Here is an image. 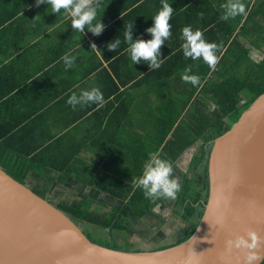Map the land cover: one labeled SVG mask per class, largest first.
<instances>
[{"label":"crops","instance_id":"obj_1","mask_svg":"<svg viewBox=\"0 0 264 264\" xmlns=\"http://www.w3.org/2000/svg\"><path fill=\"white\" fill-rule=\"evenodd\" d=\"M167 2L174 9L172 35L160 48L164 63L150 70L147 62L132 63L124 31L133 23L134 40L150 39L146 29L162 7L161 0H101L97 20L105 28L99 35L87 28L82 34L73 30L63 10L52 13L46 3L36 7L35 0H0L1 170L34 191L33 186H40L52 196L41 195L48 200L87 198L100 212L105 206H123L122 198L100 187L130 184L132 164H140L150 152H162L163 135L186 136L189 122L210 114L207 90L213 70L202 59L184 57L181 29L191 25L218 45V72L226 71L227 50L233 45L239 51L247 49L255 61L264 55V48L252 45L255 35L249 40L242 34L249 15L250 26L264 25V16L261 20L258 9H252L257 0L246 3L247 17L228 21L220 19L226 0ZM228 26L233 27L229 40ZM115 39L120 46L110 52L107 45ZM92 43L100 53L90 47ZM66 53L76 58L68 69L61 60ZM188 66L202 86L182 80ZM93 85L107 101L102 108L91 104L74 110L66 103L73 91L79 95ZM166 122H173L168 131ZM128 216L129 222L138 221L132 213Z\"/></svg>","mask_w":264,"mask_h":264},{"label":"water","instance_id":"obj_2","mask_svg":"<svg viewBox=\"0 0 264 264\" xmlns=\"http://www.w3.org/2000/svg\"><path fill=\"white\" fill-rule=\"evenodd\" d=\"M207 172V202L184 242L126 252L95 243L57 204L0 169V264H189V256L191 264H239L224 240L249 228L264 235V91L213 141Z\"/></svg>","mask_w":264,"mask_h":264},{"label":"trees","instance_id":"obj_3","mask_svg":"<svg viewBox=\"0 0 264 264\" xmlns=\"http://www.w3.org/2000/svg\"><path fill=\"white\" fill-rule=\"evenodd\" d=\"M256 1V0H255ZM251 0H244V3L250 4ZM259 3V5H257ZM258 9L260 19L264 16V0H257L253 5V10ZM251 15L248 16L250 20ZM243 24L242 34L244 38L255 35L254 47L264 48V25H249V21ZM233 27L227 28V39L232 35ZM255 33L253 34V31ZM258 39V40H257ZM234 44V43H233ZM229 46V45H228ZM229 49V47H228ZM237 49V48H236ZM235 46L231 50H227V68L226 71L212 72V83L210 84L208 96L210 98V114H204L202 119L189 122L188 132L186 136L178 135L166 139L163 135L161 142L163 143L162 158L169 160L171 163L176 161L182 153L190 148L191 145L198 142V147L191 153L188 168L192 171L191 177L183 174L182 182L185 183V190H190L191 198L182 195L177 199V207H182L183 212L181 219L184 223H189L191 230L186 239L192 234L197 222L201 216L203 206L208 198V172L207 164L209 153L213 141L230 129L232 123L236 121L240 113L253 101V99L264 91V55L253 61L247 49L241 51L236 50ZM204 95L205 89H204ZM201 116V115H199ZM209 116V117H208ZM173 126V122L165 123V131ZM182 127L180 126L179 129ZM178 130V128H176ZM179 131V130H178ZM166 133V132H165ZM164 133V134H165ZM144 161L140 164H132L131 183L111 184L100 187V190L122 198L123 206L113 208L105 206L101 212L96 208V202L87 198L71 199L64 198L59 201V208L66 212L68 216L77 222H85L96 226L97 228L107 231H125L130 227L127 219L129 213H132L137 220L143 219L147 214L152 213L153 209L158 205L163 208V201H150L145 198L143 191L133 185V180L141 175L143 164L148 159V154L143 155ZM135 173V175H133ZM44 190L40 191V195H44ZM127 198V199H125ZM185 239V240H186ZM183 241V240H182ZM177 242L172 245L182 243ZM116 242V241H114ZM114 250H118L108 244H99ZM166 248V247H165ZM163 248V249H165ZM163 249H157L163 250ZM138 252V251H126ZM261 264H264V260Z\"/></svg>","mask_w":264,"mask_h":264},{"label":"clouds","instance_id":"obj_4","mask_svg":"<svg viewBox=\"0 0 264 264\" xmlns=\"http://www.w3.org/2000/svg\"><path fill=\"white\" fill-rule=\"evenodd\" d=\"M45 3L51 7L52 13L58 14L63 10L64 19L70 20L71 28L81 34L87 28L93 35H99L105 28V24L100 19L97 20V11L100 9L101 0H35L36 7ZM161 4L162 7L152 18V26L146 29L151 34L150 39L136 38L134 40L132 35L133 23L128 24L124 31V41L127 44V52L132 63L147 62L150 70L159 69L164 63V59L160 58V48L172 35L170 20L174 9L167 0H161ZM221 7L223 13L220 19L223 21L235 19L237 16L247 17L248 15V8L243 0H226ZM202 15L203 13H201ZM181 38L183 40L181 48L186 59L190 58L193 61L202 59L211 70H216L221 58L217 55L218 45L216 43L205 40L203 32L199 29L193 30L191 25L181 29ZM120 43L119 39H115L107 45L108 51L115 52ZM90 47L100 53L95 43H92ZM75 59L71 53H66L61 57L66 69L73 66ZM182 80L196 87L202 86L200 77L191 74V66L184 69ZM74 87L79 88V85ZM66 103L74 110L77 106L84 107L91 104L96 105L98 110L107 101L99 87L93 85L81 89L79 95L73 91L68 96ZM133 185L140 188L145 198L150 201L175 200L182 189L179 178L173 174V164L162 158L159 151L148 154V159L143 164L142 174L133 180ZM218 225L223 226L222 219L218 220ZM192 239L195 240V237ZM224 251L227 254L237 252L239 264H261V261L264 260V235L249 228L243 234H235L226 238ZM191 260L192 257L189 256V264H191Z\"/></svg>","mask_w":264,"mask_h":264},{"label":"rangeland","instance_id":"obj_5","mask_svg":"<svg viewBox=\"0 0 264 264\" xmlns=\"http://www.w3.org/2000/svg\"><path fill=\"white\" fill-rule=\"evenodd\" d=\"M246 20H248V18ZM249 40L254 39L249 37ZM252 45H255V42H253ZM197 143L198 142L191 145L190 148L186 149V151L182 153L178 160L172 163L174 167L173 174L179 178V181L182 185V189L181 192L178 193V197L179 195H185L188 199L191 198L190 190L184 191L185 183L181 181V173L185 172L188 177H191L192 171L188 168L189 157L190 154L196 150L198 145ZM33 188L38 192H40L42 189L40 186H33ZM46 195L47 198L53 199L52 196H49L48 194ZM177 199H163V203L165 205L163 209L160 210V208L155 207L151 216L135 222H130L129 229L125 231H107L83 221L80 223L85 233L92 241L97 244H108L109 246L120 251L148 252L157 249H163L165 247L169 248L177 242H181L182 240V242H184L188 235L187 232L191 230V226L187 223H184V221L181 219L185 210L181 206L177 207V202H175ZM51 201L58 205L59 197H55V200ZM171 208H174V212H172Z\"/></svg>","mask_w":264,"mask_h":264}]
</instances>
